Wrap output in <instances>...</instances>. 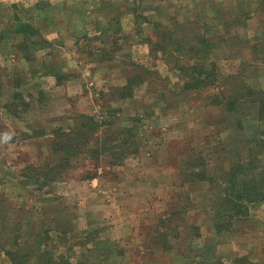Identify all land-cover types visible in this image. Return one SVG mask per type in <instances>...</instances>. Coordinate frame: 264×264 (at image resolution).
<instances>
[{
    "label": "rangeland",
    "instance_id": "rangeland-1",
    "mask_svg": "<svg viewBox=\"0 0 264 264\" xmlns=\"http://www.w3.org/2000/svg\"><path fill=\"white\" fill-rule=\"evenodd\" d=\"M18 25L28 28L17 33ZM210 69L213 84H196ZM130 79L133 96L122 98ZM246 84L264 90V0L1 2V264H13L3 247H13L23 214L53 236L57 217L73 229L61 247L79 238L72 258L84 264H232L239 256L264 264V202L217 232L210 208L219 190L187 175L201 158L218 175L237 160L259 163L256 103L245 95L231 111L223 98ZM88 116L98 134L128 131L117 150L124 158L104 159L92 179L96 162L83 154L60 181L27 190L22 170L56 159L57 131L93 123ZM163 221L173 233L200 226L199 238L176 243L202 263L156 247L168 231Z\"/></svg>",
    "mask_w": 264,
    "mask_h": 264
},
{
    "label": "trees",
    "instance_id": "trees-1",
    "mask_svg": "<svg viewBox=\"0 0 264 264\" xmlns=\"http://www.w3.org/2000/svg\"><path fill=\"white\" fill-rule=\"evenodd\" d=\"M26 28L28 27L24 25H18L15 31L17 33H20L23 31V29ZM27 43L28 42H26L25 45H27ZM195 67L196 66H194V68ZM201 68L204 69L202 65ZM193 80H198V83L196 84L204 86L213 84V82L215 81V77L213 76L212 69H210L207 72V75H205L204 79L200 80L199 75L197 77H193ZM134 85L135 84H132V79H130L129 83L120 89L121 97H132L134 92ZM18 88L19 86L15 89L16 94H18L20 91V89ZM17 90L19 91L17 92ZM245 95L250 96L254 104L256 103L258 108V118L260 121H264L263 89H259L258 87H255L253 85L246 84V86H243L240 90L225 93L223 98L227 101L229 110L237 111L241 108L240 106L242 105V102L245 103ZM87 118L95 121V118H92L90 116H88ZM83 121L84 120L79 119L74 127H71L67 130L59 129L57 131L58 138L55 139L56 142L53 150V154L57 157L56 159L42 164L41 167L28 165L22 170L24 178L19 179V181L25 187L39 183L38 186L42 189V187L45 185L60 181L64 178L65 174L70 169L72 160L74 158L77 159L83 154H87L96 162L94 172L89 173V176L92 179L96 178L98 168L100 167V164L104 159L110 157L114 160L113 162L118 163V161H121L124 158V155H126L127 153H124L125 151H122V155L119 156L120 154L117 152V150L121 152L119 148L123 146L124 142H128V139L125 138V134L128 131H121V128L116 131V133H109L110 131L108 129H105L102 134H98L97 125H99V121H92L93 123H85ZM254 139L256 140V142L261 144L264 149V128L258 130V135L255 136ZM201 159L202 161H200L199 163L196 162L193 164L187 175L191 178H194L193 180L197 179L199 181H206L210 184V186H214L219 190L218 197L212 199V201L214 202L211 203L212 206L210 208V211L213 213L214 218L216 219V223L214 225L217 228L218 232L223 231L226 226L230 227L232 222L237 219L248 218L251 215V207L264 202V150L262 151V154L257 158L259 163L254 162V160L251 164L250 161L246 163L242 162V160H237L236 163H232L230 167L221 175H218L212 171V166L209 161H205L203 160V158ZM198 160L199 158L195 159V161ZM109 162H111V160ZM208 164V167L193 169L195 167ZM261 172L263 173L260 174ZM217 199H219V201H217ZM187 213V211L184 212V214ZM27 218L28 214H23L19 215V217H17V219L15 220V227L13 230L15 241L13 247L6 248L1 246L3 247L6 255L15 264H25L33 256L42 258L43 260H45V264H84V262L79 261L78 259H73L75 256V252L77 253L76 249L78 248V246H83L81 245L82 242H79V238L76 239L72 244H68V247L66 249L61 247V243L63 241L67 242L72 238L71 235L64 236V234L72 231L73 229H71L69 226L65 227L57 217L54 228L52 229V231L56 232L57 235L53 236L51 235L49 229H36V227H34V225H36L35 222H32L31 220L26 223ZM164 224L167 227L168 231L164 234H161V237H156V240L158 239L156 241L158 244L156 247H160L163 252L180 253V248L176 243V239L181 240L186 237L195 239L201 236L200 226L196 224L195 221H193L192 225L189 226L190 228H192L189 230H184L188 228H181L176 225V230L178 231H175L174 233L172 228L163 221V225ZM28 225H30V227L32 228V230L30 231L32 233L26 232L27 229L25 228V226L28 227ZM179 229L182 230L179 231ZM24 232H26V234H23ZM183 232L187 233L188 235L184 234ZM172 234H174L173 241L171 238ZM183 235H185L186 237ZM30 237H33L34 239L31 246L28 243V239ZM85 238L87 239L88 235H86ZM80 240H82V238ZM96 240L98 239L91 238L88 242H90L91 244H96ZM88 250L91 249L89 248ZM153 250L154 252L157 251V249ZM179 255L184 259L188 257V261L191 257L192 260L195 261L199 258L197 262L201 260V253H196L193 256L187 255L186 253H180ZM200 262L202 263V261ZM203 263L226 264V262L221 259L217 261L207 260ZM249 263H251L249 261V257L239 256L233 259L232 264Z\"/></svg>",
    "mask_w": 264,
    "mask_h": 264
},
{
    "label": "crops",
    "instance_id": "crops-1",
    "mask_svg": "<svg viewBox=\"0 0 264 264\" xmlns=\"http://www.w3.org/2000/svg\"><path fill=\"white\" fill-rule=\"evenodd\" d=\"M4 1H15V0H0V3H1V2H4ZM18 89H19V88H18ZM30 187H31V186H28V187H26V189H27V190H30ZM251 208H252V207H251ZM17 217H19V216H17ZM17 217L15 218V220L17 219ZM32 221H33V220H32ZM14 227H15V224H14ZM217 232H218V231H217ZM221 232H223V231H221ZM221 232H220V233H221ZM0 257H1V254H0ZM33 257H35V256H33ZM33 257H32V258H33ZM32 258H30V260H29L27 263H25V264H30ZM10 260H11V259H10ZM11 262H12L13 264H15L12 260H11Z\"/></svg>",
    "mask_w": 264,
    "mask_h": 264
}]
</instances>
